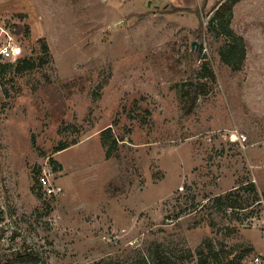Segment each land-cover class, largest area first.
Returning <instances> with one entry per match:
<instances>
[{"label":"rangeland","instance_id":"374dc122","mask_svg":"<svg viewBox=\"0 0 264 264\" xmlns=\"http://www.w3.org/2000/svg\"><path fill=\"white\" fill-rule=\"evenodd\" d=\"M221 1L0 0L22 50L0 59V263L29 250L30 264H156L159 247L201 264L206 239L210 264L264 253L248 188L264 201V0L234 6L241 68L220 55L233 39L206 30ZM198 53L216 79L187 113Z\"/></svg>","mask_w":264,"mask_h":264},{"label":"trees","instance_id":"16d2710c","mask_svg":"<svg viewBox=\"0 0 264 264\" xmlns=\"http://www.w3.org/2000/svg\"><path fill=\"white\" fill-rule=\"evenodd\" d=\"M240 0H225L218 2L213 10H215L214 15L208 20L206 30L210 33L215 39L220 40L222 37L228 39H233L232 43L228 44V49L224 48L220 55L222 61L230 66L235 68H241L245 61L246 49L245 41L242 37L236 38L233 30L230 27V21L233 13L234 6ZM230 42V41H229ZM197 57L200 56V53L196 54ZM201 61L199 69L190 68L192 73H190V82L187 84V89L185 90L186 101L184 104L185 112L189 113L192 111L196 104V100L201 94H204L203 84L201 80L205 77H210L211 80H215V74L210 69L207 62ZM190 66V65H189ZM206 72L208 75H206ZM102 145L106 152V157L111 158L118 146L119 139L116 137L112 127H108L101 132ZM69 147V145L61 144L56 148V152L62 151ZM51 162L56 166L57 162L52 159ZM249 190L253 193L254 200L260 202L262 201L257 193L254 183L248 184ZM217 200H220L218 198ZM236 201L228 204L230 209H236L234 204ZM245 208V207H244ZM207 251H204L202 248L198 249V253L201 255L200 263L201 264H210L213 259L217 260V253L215 252L212 242L210 239L205 240ZM244 248L243 252H251L254 250L253 245H240ZM156 264H176L171 258L166 256L159 247L155 250ZM237 258V259H236ZM235 260H238L239 257H236ZM40 259L39 254L26 250L25 252L18 253L17 255L7 259L4 263L0 264H30L36 262ZM110 264V263H105Z\"/></svg>","mask_w":264,"mask_h":264},{"label":"built area","instance_id":"2783aa9c","mask_svg":"<svg viewBox=\"0 0 264 264\" xmlns=\"http://www.w3.org/2000/svg\"><path fill=\"white\" fill-rule=\"evenodd\" d=\"M0 28L4 29V32L0 33V59H10L13 61L19 60L20 55L15 56L13 52L14 48L19 47V45L16 43L14 35L5 26ZM41 181L43 186L47 187L48 179L42 178ZM47 190L49 194H53L55 191L51 187H48ZM260 202L264 201L262 200ZM248 264H264V253H254L251 256Z\"/></svg>","mask_w":264,"mask_h":264},{"label":"clouds","instance_id":"9594fccd","mask_svg":"<svg viewBox=\"0 0 264 264\" xmlns=\"http://www.w3.org/2000/svg\"><path fill=\"white\" fill-rule=\"evenodd\" d=\"M4 32V29L0 28V33ZM21 49L19 47L14 48L13 52L15 56H19L21 54Z\"/></svg>","mask_w":264,"mask_h":264},{"label":"crops","instance_id":"0c3cea01","mask_svg":"<svg viewBox=\"0 0 264 264\" xmlns=\"http://www.w3.org/2000/svg\"><path fill=\"white\" fill-rule=\"evenodd\" d=\"M250 155H251V154H250ZM251 156H252V155H251ZM251 158H252V157H251ZM259 159H260V156H259ZM252 161H253V162H255V164H254V165H257V166L261 165V163H262V162H259V161H258V163H257V162H256V160H255V159H253V158H252ZM250 164H252V163H250ZM252 245H253V247H254V248H256V249H257V247H258V245H257V244H254V243L252 242Z\"/></svg>","mask_w":264,"mask_h":264},{"label":"water","instance_id":"95a60500","mask_svg":"<svg viewBox=\"0 0 264 264\" xmlns=\"http://www.w3.org/2000/svg\"><path fill=\"white\" fill-rule=\"evenodd\" d=\"M194 44H196V43H194Z\"/></svg>","mask_w":264,"mask_h":264}]
</instances>
